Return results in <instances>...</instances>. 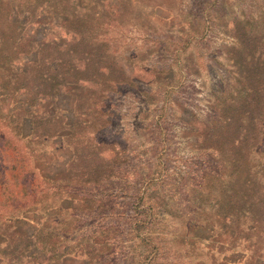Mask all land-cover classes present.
<instances>
[{
  "label": "trees",
  "instance_id": "trees-1",
  "mask_svg": "<svg viewBox=\"0 0 264 264\" xmlns=\"http://www.w3.org/2000/svg\"><path fill=\"white\" fill-rule=\"evenodd\" d=\"M165 1L170 3L0 0V152L5 156L11 150L15 156L10 177L0 175L8 192L1 208L10 215L0 232V264H104L101 255H112L108 232L97 240L82 234L85 221L73 212L99 207L92 195L76 190L99 188L111 179L118 154L97 135L110 122L112 96L137 80L121 62L139 58L126 57L112 32L126 22L160 25L155 9L167 12ZM229 19L224 29L233 42L224 55L231 63V82L212 93L208 105L215 116L193 146L196 152L215 153L220 168L191 189L181 213L178 208L166 214L179 221L181 243L205 240L202 250L199 243L191 244L192 251L223 255L218 264H264L259 262L264 256V152L256 140L263 128L254 119L264 82L254 78L251 39L236 56L239 24L234 14ZM27 142L29 165L20 147ZM66 190L74 202L62 208L63 197L56 196ZM131 209L134 214L127 218L148 243L156 209L144 192ZM227 251L239 257L228 259Z\"/></svg>",
  "mask_w": 264,
  "mask_h": 264
},
{
  "label": "rangeland",
  "instance_id": "rangeland-1",
  "mask_svg": "<svg viewBox=\"0 0 264 264\" xmlns=\"http://www.w3.org/2000/svg\"><path fill=\"white\" fill-rule=\"evenodd\" d=\"M165 4L170 6L167 12L155 9L160 25L126 22L112 32L126 57L139 58L121 62L137 80L112 96L110 122L97 135L118 154L111 179L99 188L76 190L77 194L92 195L99 209L73 212L85 221L83 235L97 240L108 232L113 239L112 255H101L104 264H218L223 259L216 252L211 257L205 250H191V244L196 243L202 250L203 239H184L182 245L180 223L166 213L184 210L191 189H199L205 176L220 168L215 153L196 152L193 146L196 136L207 131L206 124L215 116V109L208 105L212 93L231 82V63L224 50L233 39L224 24L232 14L239 24L236 56L243 55L244 42L251 39L254 78L258 84L264 82V0H170ZM169 16L174 19L171 24ZM254 107L258 129L263 128L256 140L264 152V93ZM20 147L29 165L28 142ZM14 164L13 151H5V156L0 152V175L10 177ZM67 190L56 196L63 197L62 208L74 202ZM142 192L156 209L148 243L137 237L126 215L134 214L131 208ZM7 197L0 179V232L10 216L1 208ZM101 211L105 213H97ZM226 254L228 259L239 257L231 251ZM259 262L264 263V256Z\"/></svg>",
  "mask_w": 264,
  "mask_h": 264
}]
</instances>
